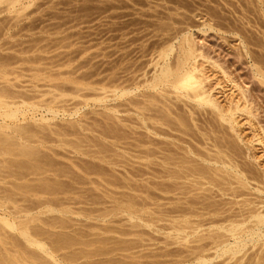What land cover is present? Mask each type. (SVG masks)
<instances>
[{"label": "rangeland", "instance_id": "374dc122", "mask_svg": "<svg viewBox=\"0 0 264 264\" xmlns=\"http://www.w3.org/2000/svg\"><path fill=\"white\" fill-rule=\"evenodd\" d=\"M262 2L264 1L262 0ZM18 4L19 5H15L12 8H6L5 4H0V65L6 71V73L0 77V87H6L8 91L10 90L12 92L9 93L13 94L12 96L14 97H18L19 95L24 96L25 99L23 100L26 102L23 103L26 104V107L32 106V103L38 104L42 100L45 101V99L49 101L55 97L56 100L57 93H62V96L59 95L61 97H58V107L55 100H52V104L55 102V111L56 108H59L57 110L59 112L61 107L66 110L64 114H62L63 112L60 110V112L56 114L58 116L57 118H55L56 116L52 115L51 112L49 116V112L45 111V104L47 102L43 104L42 101V104H34L38 107L44 105V108L42 106V108L37 107L38 110L35 109L36 112L34 113L36 116L33 113L34 115L32 117V119L35 118L34 121L31 120V117L21 120V124L24 125L25 122L28 128L35 127L38 122L42 124L43 127L41 124H37L40 125L39 128L42 127L41 129H43L38 130V132H43H41V136H45L43 139L45 142L41 143V139L43 138L41 137V139L39 138L40 144L34 145L33 143V147H35L42 156L44 155V157L47 158L50 168H52L51 170L53 171L48 170L46 173H44V171V174L42 173L43 175H38V177L32 174H28V176L25 174L26 176H23V174L22 176L25 178L21 176L22 180L15 182V184H26L27 182H24L28 180V186L32 187V190H35L33 193L38 190L37 186L34 187L37 189H33L32 186V184H39L38 181L36 182V179L42 181V179L44 180L47 178V180L51 182L54 181L52 179H56V182L59 181L61 183L59 186H62L61 190L65 188L61 181L64 182L63 184L66 183L65 185H67V183L69 185L70 182L73 184H70L71 186L67 185L69 190L68 188L66 190H68L69 193L65 191L66 194L58 193V195L55 196L54 194L61 192V190H58L59 187L57 186V182L54 190L57 189L58 191L55 190L56 193L54 192V194H52L55 196V199L54 196L53 198L49 196L51 194L46 195L44 193V195L42 193V195H39L38 193L40 192H36L35 194H38L36 196L32 191L24 196L18 193L13 186H10V184L15 185L13 181L18 180H13V178H9L10 180L5 179L7 182L3 181L5 182L4 184L0 182V187L2 186V189H10L11 192L15 193H12L14 194L12 195L14 201L17 200L14 202L16 203L15 205H17H14L15 208L21 207L22 210V208L25 209V207H27L29 210L26 208L27 212L23 211L21 214L19 212L16 213L17 209H15V211L13 210V212L10 211L14 208L9 207L10 214L5 212L7 214L4 216L3 212H0L2 213L0 214L1 218L7 217L8 219H13L12 217L16 215L14 218L20 217L22 219L23 213L26 215L23 219H28L31 216L35 218L36 216V218L38 217L37 220L39 219L41 221L36 222L35 220L31 225L34 224L43 233H48L54 237L64 235L69 237V239H77L76 241L74 240L76 243L73 241L75 244L72 246L70 245V247H64V249H51V244H48L49 241L47 242V239L45 240V238L39 237V241L44 245L45 250H47L46 252L49 254V258L52 256L51 258L56 260L55 264H118L134 263V261L137 262L134 264H141L143 262H145L143 264H152L158 261L162 262L163 260H165V262L163 261L161 264H169L170 262H172V264H189V259L192 255L191 253L189 254L188 250H190V248H192V250L196 249V247L191 246H196L198 244L189 243L190 239L193 242L194 238H202L201 236H206L207 233H200V237H197V235H200L199 233L196 234V236L191 235L193 238L188 235L185 238L187 239L188 237V243L184 240L182 242L186 244L180 242L181 240L179 241V244L186 245L185 247L179 246V244L177 245L176 242H174V239L177 237L174 239L172 237L177 234L170 230L171 221L166 223L171 219L167 218L169 214L171 215V213L168 214L167 212L172 209L178 210L176 207H179L182 203L184 204L185 200L183 199V201H180V204L176 202L178 200L175 201L176 203H173V199H179V197L175 196V198L172 196L173 198H171L170 196H180L176 194V192H186L185 197L188 199L186 201L193 198V203H196L199 198L202 199L203 196L207 197V199L216 197L215 200L212 198L211 202L217 203L216 200L218 196H216L215 190L213 191L215 187L212 186L211 189H213H210V191H213L211 194L214 193L215 196L210 195V193H208L209 190H206L208 193H206L207 196L204 195L205 193L203 194V191L202 193L201 191H196L195 186L197 184L200 183L206 186L205 180L203 183L202 178V180L198 179L199 183H190V185H194L193 187L189 185L190 192L196 191L197 197L199 194L202 195V197L199 196L198 199L194 196V192L187 196L189 192H187V190L189 188L185 190L184 184L186 182L180 179L175 180V182L177 181L181 185L182 183H180V181L184 182L183 186L179 187L180 185L177 182L175 184H177V188H182V190H173L175 194L173 191L172 193L169 192L173 189L171 187L174 184V180L172 178L169 180L166 175L169 171L172 172V168H170L172 166L167 167L168 169L166 170L164 167H162V169L159 164L161 161V153L156 152V150L157 148L161 149L159 145H163L164 143L166 144H164L165 146L160 145L163 147L162 150L165 149L164 147L171 151L174 149V151L178 152V155L177 152L175 154L173 151L174 155H172L176 157H179V154H181L179 152L184 151V148V152L191 150L193 152H188L187 154L189 156H187L190 157L189 162H193L192 166L196 164L194 167H197V165H201V167L204 165L206 167L209 163H206L207 165L204 164L195 153H201L203 157L206 155L207 149L214 152L215 147H212V144L215 143L217 148L226 156V159L231 160V163L238 169H245L249 176L254 175L257 177L259 172L262 171L264 167V3H262V5L256 0H22V2ZM182 38L190 40V44L193 43L192 45H194L193 48L197 49L195 52L198 51L197 53H201V56L196 59V62L199 70H202L201 73L205 77L203 81L205 89L209 90L213 98L218 100L217 102L224 108L231 107L235 102L240 106L239 108L241 109L233 114V129H231L228 124L221 121H212L214 117L211 116L205 108H197L190 100L171 93L168 95L165 94V106L169 109L171 117L175 116L173 114H180L183 120H186L185 123L187 126H190V128L188 126L189 131H187L186 134L190 135L184 134V136L180 133L178 134V132L175 133V131H173L174 134L173 132L170 134L171 130L166 129L168 127H164L167 130L166 132H169V135L165 132L163 136L164 128L161 126L164 125L160 123L157 124V118L154 116L159 115L157 112L160 111L161 113L166 107L164 109H162V107V110L158 108L156 110L157 112L154 110L152 111L153 113L150 111L147 113L145 124H141L146 125V122L149 121L148 116L155 118H153V122L150 123L149 121L147 123L148 126H142L138 123L139 121H137V119H141L140 115H138V112H140L138 109H140V107H138V109H136V107L140 106V104H145L149 98L146 100V97L145 101L144 97L147 95L151 96L150 94L154 92L145 87L147 86L146 80H144L145 77H147L145 74H148L146 78L148 79L152 73L151 71L155 70V63L159 62V59L155 60L158 57L157 55L162 48V50L165 49L164 47L167 44L168 46H173L174 53H177L175 49L178 50V42L181 41ZM174 53H171V61L174 58ZM2 67H0V69ZM256 69L259 70V73L261 72V76L255 75ZM135 71L137 73H135ZM112 75L114 79L111 77ZM138 76L139 78H137ZM109 77L112 78L110 79L112 81L109 80ZM140 77L142 78L140 79ZM129 80H131V82L133 81L137 88H135V84H132ZM140 81L145 83L144 87L141 86L144 83ZM112 82L119 87L124 82L125 84H123V86L125 87H123L122 91L128 88L129 91H127L130 92L131 90L132 94H127L125 96L126 98L120 97V100L118 96L112 94V97H115L112 98L110 96L112 92L110 91L109 94L106 92L110 88L108 85L109 83L112 88ZM139 82L141 83V87L139 86L138 88ZM101 84L104 87L101 86ZM100 87L104 89L100 90ZM56 88L61 91L58 92ZM105 88L106 91L103 92ZM131 88L134 91H132ZM113 90L112 88V91ZM105 93L106 95H104ZM141 93L144 94V97L143 94L141 96ZM131 95L136 96L132 97ZM152 95L156 96L157 92H154ZM50 96L52 99H50ZM20 98L21 97L16 100L18 101ZM3 99L6 101L10 100L9 97H3ZM125 99L128 100L127 105ZM122 100H124V103ZM52 104L50 101L49 105L52 106ZM111 105L117 107H112ZM133 105L137 106L134 107ZM130 106H133L135 109ZM39 110L40 113L38 112ZM115 110L120 111L115 112ZM126 110L129 111L126 112ZM135 110H138V112ZM133 111H135L136 114ZM42 112L45 115H42ZM155 112L157 114H154ZM112 113H114V115ZM151 114L154 115L151 116ZM51 115L54 116V120H52L53 118ZM105 116L107 119L104 118ZM47 118H49L50 121H47L49 120ZM69 121L72 122L71 125L73 127L68 125ZM131 121L134 122L131 123ZM106 123L109 124L110 127ZM152 123L156 125L155 127H159L160 130L162 129L163 132H160L163 134L159 133L158 128L153 130L155 127ZM44 124L49 125L47 126L48 128L44 126ZM52 124L53 126L56 125L57 128L61 127L62 129H60L64 130L63 132L65 133L62 135V131L59 128L55 130L60 131V135L58 132L54 133V129H50ZM104 124L111 129L113 128V132L117 135L121 134V137L125 136L124 138L126 139L120 138L121 140H118L116 139L118 136L115 134V141L114 137H110V139L107 137L106 139L109 140H102L101 137H99L101 131L99 128H103ZM139 124L141 127L138 126ZM105 126L104 128H106ZM142 127L151 131L149 132L148 130L147 132V130ZM98 129L99 131H96ZM116 129L119 131L116 132ZM45 130H51L54 134L48 133ZM211 130L215 131L211 133ZM41 133L39 132V134ZM150 133H152V135ZM39 134L37 133V136H40ZM177 134L182 138L179 139V137H175ZM166 135H168V137ZM170 135H175L174 137L176 140L173 139L174 137L171 138ZM203 136H206V138L208 137V139ZM139 137L142 139H139ZM111 139H113V141H110ZM58 140H60V142ZM116 141H119L118 146ZM136 141H138V143H136ZM113 142L116 143L115 146L117 147L113 146L115 144H113ZM142 142L143 144L140 145H145L144 147L139 146V143ZM156 143L160 144L158 145ZM76 144L79 147L75 146ZM152 144L157 145V147L154 145L156 147L154 149ZM133 145L136 146V148ZM75 147L80 149V154L77 153L79 151L75 150ZM138 147L139 149H137ZM144 148L145 152L150 149L149 152L147 151L145 153L143 151ZM180 148H182V150ZM98 149H100L99 152H97ZM101 150L103 155L99 154ZM153 150H155V152ZM82 152L83 154H81ZM150 152V156H153V158L148 157V153ZM165 152L164 154H166ZM156 153H158L159 157ZM143 154L147 155H144L145 159L147 157L146 160L142 159ZM153 154L157 156V159L160 158V161L157 160ZM98 155L99 157L100 155L103 157L106 156L107 159L102 157V159L105 160H99L101 157L98 159ZM187 156L185 154V157ZM108 157L112 160L109 162L111 164L108 163ZM6 160L14 162L17 158L7 156ZM145 161L146 163L150 162L146 164ZM112 162L116 163L113 164ZM156 162H158L159 166H156ZM88 166L94 169L88 170L90 168ZM208 167H210V165ZM211 167H213L212 164ZM218 167L217 165L215 168ZM54 168H57V170L54 171ZM84 168H86V171L83 170ZM173 168V171L175 170L176 173L178 171H176L177 168L174 166ZM96 169H98L97 172L95 171ZM160 169L164 171L161 173ZM10 170L13 173H18V169L14 166H11ZM93 170L96 172V176L91 174ZM89 171L91 172L89 173ZM166 171L168 172L166 173ZM98 172H100L102 177L99 176L102 179L99 178ZM85 173H87V175ZM39 176L43 178L40 179ZM206 177L211 178L215 176ZM70 178L75 179L71 181ZM79 178L84 179V181ZM8 181H11V183H8ZM78 181H81V184ZM172 181L173 183H171ZM166 184H170L171 186H169L171 188L170 190L169 187H166L169 193L165 192ZM187 185L188 184H186V186ZM203 185H201V188ZM159 186L160 188L163 186L165 191L162 190L163 187L161 188L162 191H160V189L157 188ZM176 186L174 188H176ZM208 186H210V184H207V188L203 187L202 189H209L210 187ZM1 188L0 190H2ZM177 188L176 190H179ZM107 190L112 192L113 197ZM245 193V196L242 198L246 200L249 199V201L254 200V202L258 200L256 197L259 195H257L255 191L250 189L246 190ZM20 194L22 196H20ZM106 196L111 197L109 198ZM222 197V199H218L219 205H223V200L224 202L226 201V197ZM112 199L114 200L112 201ZM127 200L128 202H132L131 209H136L138 211L140 209V212H137V214H135L136 210L132 211L135 212V215L133 217L134 219L131 218V220L128 218L129 216L126 212L118 210L120 209L118 207H121L120 205H123V207L127 206L125 205L128 204ZM219 200H222L221 203ZM229 200L227 202H229ZM238 200L240 202V197ZM233 201H235V199ZM208 202H210V200H208ZM116 203L120 205L118 206ZM170 203L175 204L173 205L175 208H173ZM225 204L227 203L225 202ZM229 205H226L227 208H231ZM236 205H234L235 209L239 208L238 206L236 207ZM114 206H117L118 209H115ZM169 207H171V209H168ZM184 207L187 208L188 205H182V207L180 205L179 208ZM131 209L129 210L131 211ZM232 209L234 210V208ZM11 212L13 214H11ZM164 212L168 215H164ZM135 216H141V222L140 219L136 220ZM196 219H198L197 221L201 220L200 218H194V221ZM164 227H169L170 229H165ZM204 228L208 229L206 225ZM167 229L170 230L169 232H173V234L170 233V238H168L169 233ZM206 229H204L205 232H207ZM5 230V232L3 230L0 232V234H2V232L3 234L5 233L3 237V234L0 235V237H2V240H4L5 237L7 241V243H5L7 245L2 244L0 240V251L5 252V247V249H13L11 242L16 241L18 249L33 256L38 260V264H51V258L48 259V256H45L42 252L27 246L20 237L17 236L16 232ZM166 233L168 234L166 235ZM181 235L180 237L177 236L181 239ZM207 237L205 238L207 239ZM179 238L176 239L177 243ZM78 239L84 245L81 242V244L79 242L77 244ZM171 239H173V241ZM84 242L89 244L85 245ZM208 242L209 241H204L198 244V247L199 245H204V243V246H206ZM101 247L103 248L101 250L107 249L108 253L103 251L105 254L97 256L91 254L95 249H100ZM187 247L188 249H186ZM210 250H207L206 253L212 256L213 252L211 254L210 252L213 250ZM72 252L78 253V256L69 261L67 257L71 255ZM88 252L90 253L88 257L82 256V253ZM179 252L180 254H178ZM184 252L187 255L184 254ZM161 253H163L165 257ZM165 254H167V257ZM64 255L68 256L64 257ZM182 255L190 258L184 259ZM175 256L178 260L176 262L174 261L176 260ZM208 257L206 256L205 258H207V260L209 258L211 259V257ZM150 258H152V260ZM245 258L246 257H243V260ZM170 259L173 260L171 261ZM182 259L187 262H184ZM215 259H211L212 261H209L207 264H217L221 262L220 259ZM148 260L150 263H147ZM191 262L193 263L192 258L190 259V264ZM52 264L54 263L52 262Z\"/></svg>", "mask_w": 264, "mask_h": 264}, {"label": "bare ground", "instance_id": "6f19581e", "mask_svg": "<svg viewBox=\"0 0 264 264\" xmlns=\"http://www.w3.org/2000/svg\"><path fill=\"white\" fill-rule=\"evenodd\" d=\"M256 1H259L261 4L262 3H264V2H262V0H256ZM264 1V0H263ZM20 2H22V0H0V4H5V6H6V8H12V7H14L15 5H19L18 3H20ZM263 5V4H262ZM262 9V8H261ZM263 10V9H262ZM264 18V17H263ZM181 40V39H180ZM190 40H188L187 38H182V40L181 41H179L178 42V46H177V48H178V50L177 49H175L176 51L175 52H177V53H174V50H173V46H171V45H169L168 46V44L164 47L165 49L164 50H160V52H159V54L156 56L157 57V59H155V60H158L159 62L158 63H155V66H156V68H155V66H154V71L152 70L151 72V75L149 76V78L148 79H146L147 77H148V74H145V75H147V77H145V79L144 80H146L145 82H146V85L147 86H145L146 88H148V89H150V90H152V91H154L155 93L157 92V95L155 96V95H152L154 92H152V94H150L151 96H145L144 97V94L143 93H141V96H142V94H143V97H144V100H145V98H146V102H145V104H140L139 102V100H138V103L140 104V106H137V105H133L134 107H136V109H138V107H140V109H138V110H140V112H138V110H135L136 112H138V115H140V117H141V119L139 120V119H137V121H139L138 123H143V124H145V118H147V113H149V111L150 112H152V111H156L158 108H162V109H164L166 106V101H165V94L166 95H168L169 93H171V94H175V95H177V96H183L184 98H186L187 100H190L191 102H193V104H194V106L195 107H199L200 109L201 108H205V110H207L208 111V113L209 114H211V116H213L214 118L212 119V121H217V122H223V123H225V124H228L229 125V127L231 128V129H233V127H232V123H233V114L237 111V110H239V109H241V108H239L240 106H238L237 105V103L235 102L234 104H232V106L230 107H227V108H224L223 106H221L220 104H219V102H217L218 100H216L215 98H213V95L210 93V91L209 90H207V89H205V87H204V85H203V81H204V79H205V77L202 75V70H199V68H198V65H197V58L198 57H200L201 55V53L199 54V53H197V52H195L197 49H195V48H193V46L194 45H192V44H190V42H189ZM168 42V41H167ZM166 43V42H165ZM243 45V44H242ZM167 47V48H166ZM159 51V50H158ZM174 53V58L172 59V61L170 60V56H171V53ZM157 62V61H156ZM0 67H2L1 65H0ZM140 69V68H139ZM143 71V70H142ZM145 71V70H144ZM148 71V70H147ZM150 72V71H149ZM6 73V71H5V69H3V67L0 69V77H2L4 74ZM135 73H137L136 71H135ZM140 73L142 74V72L140 71ZM148 73V72H147ZM133 74V73H132ZM134 75V74H133ZM137 75V74H136ZM140 75V74H139ZM255 75H257V76H261V72L259 73V70L258 69H256V71H255ZM110 76V75H109ZM132 76V75H131ZM143 76V75H142ZM203 76V77H202ZM108 77V76H107ZM111 77H113V75L111 76ZM134 77V76H133ZM144 77V76H143ZM116 78V77H115ZM130 78V77H129ZM128 78V79H129ZM137 78H139V76L137 77ZM142 77H140V79H141ZM110 79H112V78H110L109 77V80ZM113 79H114V77H113ZM121 79V78H120ZM136 79V78H135ZM116 80V79H115ZM134 80V79H133ZM105 81V80H104ZM110 81H112V80H110ZM127 81V80H126ZM138 81V80H137ZM107 82H109V81H107ZM129 82H131V80H129ZM140 82H142V81H140ZM139 82V85H138V88H139V86H140V83ZM7 83V82H6ZM102 83H104V82H102ZM111 83V82H110ZM108 84L109 85V90H107L106 91V88H105V90H103V92L104 91H106L107 92V94H109L110 93V91L112 92L111 93V97L114 95V96H118L119 98V100L121 99L120 97H125L127 94H132L131 93V90H130V92H128L129 90H128V88L125 90V91H122L123 90V87H125V86H123V84H125L124 82H123V84L121 85L122 86V88H121V86L119 87V86H116V84L115 83H113L112 82V88L114 89L113 91H112V88H111V84ZM132 84H135V83H133V81L131 82ZM136 83H138V82H136ZM142 83H144V82H142ZM8 84V83H7ZM107 84V83H106ZM106 84H105V86H106ZM115 84V85H114ZM131 84V85H132ZM119 85V84H118ZM144 85H145V83L143 84V85H141L142 87H144ZM101 86H103L102 84H101ZM130 86V85H129ZM140 86V87H141ZM104 87V86H103ZM132 87L134 88V86L132 85ZM77 88V87H76ZM76 88H75V90H76ZM101 88V87H100ZM130 88V87H129ZM135 88H137L136 87V84H135ZM134 88V89H135ZM57 90H58V88H56ZM102 89H104V88H101L100 90H102ZM111 89V90H110ZM125 89V88H124ZM132 89V88H131ZM143 89V88H142ZM141 89V90H142ZM128 90V91H127ZM61 90L59 89L58 90V92H60ZM132 91H134L133 89H132ZM144 91V90H143ZM149 91V90H148ZM9 92H11L10 90L8 91V89L6 88V87H0V182L2 183L3 181H6V180H8L9 178H13V180H18V181H13L14 182V184H15V182H19V181H21L22 180V178H25V177H23V176H28V174L29 175H36L37 177H38V175H41L44 171V173H46V171L48 172V170H51L52 168H50V165H49V161L47 160V158H45L44 157V155L42 156L39 152H38V150L35 148V147H33V143H34V145L35 144H40V139H41V137H43L41 140V143H43V142H45L43 139L45 138V136H41L42 135V131H39L41 134H39V132H38V130H43V129H41L43 126H42V124L41 123H39V124H41V126L42 127H40L39 128V126L40 125H37L36 123V125L38 126H36L35 125V127L33 126V128H28L27 126L28 125H25L26 123L24 122V125H22L21 124V120H24L25 118H29V117H31V120H35V118L34 119H32V117H33V115L35 114L34 112H36V110L35 109H37V107L38 106H36V105H38V104H45V102H47L46 104H45V106H46V110L45 111H48L49 112V116H50V112L52 113V115H55L56 117L55 118H57L58 116L56 115L57 113H59L60 112V110L63 112H61L62 114H64L65 113V110H64V108L62 109V107L60 108V110H59V112L57 111L58 109L56 108V111L54 110L55 109V107H54V104H55V102H54V104H52L53 103V101L55 100V97L52 99V97L50 98V99H52V100H47V99H45V101L44 100H42L41 102H39L38 104L37 103H32V104H30V105H32V106H30V107H26V104H24L23 102H26V101H24L23 99H25V97L24 96H22V95H19L18 97L17 96H12L13 94H11V93H9ZM100 92V91H99ZM151 92V91H150ZM149 92V93H150ZM101 93H102V91H101ZM100 94V93H99ZM103 94V93H102ZM101 94V95H102ZM113 94V95H112ZM129 94V95H130ZM145 94H146V92H145ZM14 95H15V93H14ZM58 95V96H57ZM57 95H56V105H57V107H58V103H57V101L59 100L58 99V97L60 98L61 96H62V93H57ZM59 95H61V96H59ZM104 95H106V93L104 94ZM138 95H139V93H138ZM109 96V95H108ZM132 96V95H131ZM134 97L136 96V95H133ZM132 96V97H133ZM3 97H9V101H6V100H4L3 99ZM19 97H21L20 99H21V101H20V99L17 101L16 99H18ZM23 97V98H22ZM98 97V96H97ZM100 97V96H99ZM128 97V96H127ZM132 97H130V98H132ZM142 97V98H143ZM102 98V97H101ZM106 97L104 96V99H105ZM112 98H115V97H112ZM117 98V97H116ZM126 98V97H125ZM137 98V97H136ZM27 99V98H26ZM132 99H134V98H132ZM132 99H130V100H132ZM96 100V99H95ZM99 100H100V98H99ZM98 100V101H99ZM102 100H103V98H102ZM106 100V99H105ZM129 100V101H130ZM143 100V99H142ZM50 101H51V104H52V106L51 105H49V103H50ZM101 101V100H100ZM112 101V100H111ZM124 100H122V102H123ZM125 101H126V105H127V101L128 100H126L125 99ZM21 103V104H19V103ZM97 102V101H96ZM132 102V101H131ZM18 103V104H17ZM101 103H102V101H101ZM100 103V104H101ZM119 103V102H118ZM124 103V102H123ZM143 103H144V101H143ZM24 104V105H23ZM34 104H36V105H34ZM117 104V103H116ZM23 105V106H22ZM55 105V106H56ZM129 105H131V104H129ZM25 106V107H24ZM42 106H43V108H44V105H41V107L39 106L38 108H42ZM112 106V105H111ZM114 106V105H113ZM112 106V107H113ZM133 106H130V107H133ZM114 107H117V106H114ZM120 107V106H119ZM122 107V106H121ZM127 107V106H126ZM133 107V108H134ZM128 108V107H127ZM126 108V109H127ZM135 109V108H134ZM161 109V110H162ZM167 107L165 108V110L164 111H162L161 113H160V111L159 112H157L159 115H155L154 117L155 118H157L156 120L158 121V122H156L157 124H161V125H164V126H161L162 128H166V127H168V128H166V129H169V130H171L170 131V134H171V132H173V131H175V133L176 132H178V134L180 133L181 135H190V134H186V132L187 131H189V129H188V126H187V124L185 123V121L183 120V117L179 114H173V115H175V116H170L171 114H170V112H169V109H167ZM38 110V109H37ZM42 110V109H41ZM112 110H113V108H112ZM44 111V113L46 114V112ZM117 110H115V112H116ZM118 111H120V110H118ZM117 111V112H118ZM123 111L125 112V110L123 109ZM127 111H129V110H126V112ZM135 111H133V112H135ZM148 111V112H147ZM39 113H40V110L38 111ZM47 112V113H48ZM67 112V111H66ZM111 112V111H110ZM114 112V113H115ZM122 112V111H121ZM136 112H135V114H136ZM145 112H146V114H145ZM154 113V114H157V113ZM34 113V114H33ZM43 112H42V115L44 114ZM114 113H112L113 115H114ZM153 113V112H152ZM44 114V115H45ZM111 114V115H112ZM145 114V115H144ZM153 114V115H154ZM41 115V114H40ZM51 115V116H52ZM59 115V114H58ZM150 115V114H149ZM152 114H151V116H153ZM35 116H36V114H35ZM109 116V115H108ZM107 116V117H108ZM134 116V115H133ZM144 116H146V117H144ZM41 117V116H40ZM45 117V116H44ZM54 116H52V118H53ZM149 118H148V120L150 121V123L151 122H153V118L154 117H150V116H148ZM51 118V119H52ZM55 118H53L52 120H54ZM105 119H107L106 118V116L104 117ZM115 119H117L116 117H114ZM154 118V119H155ZM44 119V118H43ZM47 119H49V118H47ZM47 119H45V120H47ZM112 119V118H111ZM118 119H119V117H118ZM135 119H136V117H135ZM104 120V119H103ZM130 120V119H129ZM134 120V119H133ZM147 120V119H146ZM152 120V121H151ZM20 121V122H19ZM42 121V120H41ZM47 121H50V119L49 120H47ZM47 121H45V122H47ZM110 121V120H109ZM149 121H147L146 122V125L148 126V122ZM211 121V122H212ZM23 122V121H22ZM44 122V123H45ZM70 122V121H69ZM68 122V125L70 126L71 125V123L72 122H70L69 123ZM103 122V121H102ZM134 121H131V123H133ZM127 123V122H126ZM154 123H155V120H154ZM50 124V123H49ZM107 124V123H106ZM138 125V126H140L141 127V125L142 126H146V125H143V124H141V125ZM109 127H110V125L109 124H107ZM123 125V124H122ZM152 125H153V123H152ZM151 125V126H152ZM227 125V126H228ZM44 126H49V125H45L44 124ZM52 126H53V124L51 125V128L50 129H54V133H56V132H60V131H58V130H55V129H58L57 128V126L56 125H54L53 126V128H52ZM72 126V125H71ZM100 126V125H99ZM103 126V125H102ZM104 126H105V124H104ZM104 126H103V128H104ZM112 126H114V125H112ZM126 126V125H125ZM124 126V127H125ZM150 126V127H151ZM154 127L156 126L155 124L153 125ZM160 126V125H159ZM55 127V128H54ZM73 127V126H72ZM106 128H99L101 131H100V135H99V137H101V139L102 140H104L105 141V139L107 138V137H109V139H110V137H114L115 136V132H113V128L111 129V128H109V127H107V126H105ZM140 127H139V129H140ZM48 128V127H47ZM61 128V127H60ZM59 128V129H60ZM116 128V127H115ZM143 128V127H142ZM156 128H158L159 129V133H162L163 131H162V129L160 130V128L159 127H155V129H153V130H156ZM163 129L164 130V134H163V136L165 135V132L167 131L166 129ZM189 128H190V126H189ZM32 129V130H31ZM35 129H37V130H35ZM45 129V128H44ZM62 129V128H61ZM60 129V130H61ZM99 129L98 130H96V131H99ZM122 129V128H121ZM120 129V130H121ZM143 129H145V128H143ZM151 129H152V127H151ZM157 129V130H158ZM212 129V128H211ZM48 130V129H47ZM47 130H45L46 132H50V133H53V132H51V130L50 131H47ZM145 130H147V132H148V130L149 129H145ZM168 130V131H169ZM37 131V132H36ZM62 131V135H63V133H65V132H63L64 130H61ZM95 131V130H94ZM117 131H119V130H117L116 129V132ZM151 130H149V132H150ZM160 131H162V132H160ZM212 131H215V130H211V133H213ZM147 132H146V134H147ZM154 132V131H153ZM208 132H209V130H208ZM207 132V133H208ZM37 133L40 135V136H37ZM53 133V134H54ZM133 133V132H132ZM156 133V132H155ZM167 133V132H166ZM169 133V132H168ZM167 133V134H168ZM210 133V132H209ZM124 134V133H123ZM151 135H152V133H150ZM158 134V133H157ZM156 134V135H157ZM161 134V135H162ZM173 134H174V132H173ZM172 134V135H173ZM178 134H177V136H175V137H179L178 136ZM43 135H45V134H43ZM56 135V134H55ZM59 135H60V133H59ZM58 134L56 135V136H59ZM117 135V134H116ZM119 135H120V137H119ZM149 135V134H148ZM169 135V134H168ZM168 135H166L167 137H168ZM184 135V136H185ZM118 137H116V139H118V140H121V139H123L124 137L122 136L121 137V134H118L117 135ZM155 136V135H154ZM165 136V137H166ZM171 136V135H170ZM174 136H171V138H173ZM207 136V135H206ZM206 136H203V137H205L206 138ZM115 137H114V141H115ZM128 137V136H127ZM173 138V139H175L176 140V138ZM40 138V139H39ZM46 138H47V136H46ZM121 138V139H120ZM141 137H139V139H140ZM180 138H182V137H179V139ZM36 141H35V140ZM100 139V138H99ZM109 139H106V140H109ZM124 139H126V138H124ZM142 139V138H141ZM146 139V138H145ZM150 139V138H149ZM154 139V138H153ZM206 139H208V137L206 138ZM39 140V141H38ZM101 140V141H102ZM137 140V139H136ZM178 140V139H177ZM38 141V142H37ZM59 142H60V140H58ZM110 141H113V139H111ZM135 141V140H134ZM144 141H146V140H144ZM152 141V140H151ZM155 141V140H154ZM157 141V140H156ZM179 141V140H178ZM181 141V140H180ZM115 142H113V144H114ZM116 143H117V146H118V143H119V141H116ZM116 143L113 145V146H115L116 145ZM121 143V142H120ZM136 143H138V141H136ZM147 143H149V142H147ZM133 144H134V142H133ZM140 144H143V142L142 143H139V146H141V147H144L145 145H140ZM156 144H158V143H156ZM160 144V143H159ZM158 144V145H159ZM165 144V143H164ZM162 145V144H160L161 146H165V145ZM100 145V144H99ZM102 145V144H101ZM112 145V144H111ZM121 145V144H120ZM123 145V144H122ZM136 145V144H135ZM150 145H151V143H150ZM153 145V144H152ZM155 145V144H154ZM153 145V148L155 149L156 147H157V145H155L154 146ZM159 145V147L161 148V149H159V148H157V150H156V152H160L161 153V155H160V153H159V155L161 156V161L159 160V159H157V156H158V153H156L157 154V156L156 155H154L155 153V150H153L152 152L154 153L153 155L156 157V159L157 160H159L160 162H159V164H160V166H161V168L162 167H164V169L166 170V169H168L167 167H169V166H172V167H170V168H172L171 170H172V172L171 171H166V173L168 172V174L166 175L168 178H169V180H171V178L174 180V184L173 185H177V184H175L176 182H175V180H178V179H180V180H183L184 182H186L185 184H184V182H181L180 181V183H182V185L181 184H179V182H177L180 186L179 187H182L183 186V184H184V189L186 190V189H188L187 190V192L190 190V187L192 186H194L193 184L194 183H197L199 180H202L203 179V183H204V180H205V185L207 186V184H210V186H208V187H210L209 189H205V188H207L206 186H204L203 184H200L199 182V184H197L195 187H196V191L197 192H200L201 191V193H202V191H203V194L204 195H206V193H207V191H208V193H210V195H214V193H212L211 194V192H213L214 190H215V194H216V196H218V199H220L222 196H224V198L226 197V203L227 204H225V202H224V200H223V202H222V204L223 205H219L218 203V199L216 200L217 201V203L216 202H211L212 201V198L215 200L216 199V197H212V198H210V199H207V197H204L203 196V198L201 199V198H199V196L200 197H202V195H198V193H197V195H198V197L196 196V191L194 192V191H192V192H194V196H196L197 198L196 199H198L199 198V200H197V202L196 203H193L194 202V200H192V199H190V197H189V201H186V200H188V199H186V192H182L181 193V191L180 190H182V188L180 189V188H177L178 186H176V188L177 189H179V190H176V188H174L175 186H173L172 185V187L170 186V184H166L167 186H165V189H166V187H171V188H173L172 190H170L171 188L169 187V192H171L172 193V191L174 190V191H180V192H176V194H179L180 196H182V197H180V196H178V195H171V194H169V195H171L170 197L171 198H173V197H179V199L178 198H176V199H173V203H178V204H180V201H183V199L185 200L184 201V204L182 203V204H180L181 205V207H182V205H184V206H186V205H188V207L187 208H179L180 207V205H179V207H176V209L178 208V210H169V212H167L168 214L169 213H171V215L169 214H167V213H165L166 211H168V210H166L163 214L164 215H168L169 217H167V218H171L170 220H168L166 223H169L170 221V228L169 227H164L165 229L166 228H169L170 230H172L175 234H177L179 237H180V235H181V239L176 235H174V236H172L173 237V239L174 238H176V239H178L179 238V240H178V243H177V241H176V239H174L175 241L174 242H176V244L178 245L179 244V241L180 242H182L183 240L186 242V243H188V237H187V239H185L186 238V236H188V235H192V236H196V234H200V233H202V232H204L205 234H206V236L205 235H203V236H205V237H207V239L205 238V237H203V236H201V234L198 236L197 235V237H202V238H198V239H193L194 241L192 242V240L190 239V242L189 243H195V244H201L202 242H207V241H209L208 242V245H207V243H206V246H204L205 245V243H204V245H199V247H198V244L195 246H191V247H196V249H193L194 250V252H193V250H192V248H190V250H192V251H190V250H188V252H189V254L191 253V255H192V259H193V263L191 262V264H207V263H209V261L211 262L212 260H214L215 258H217V259H220V261L221 262H219V263H217V264H264V248H263V246H264V167L262 168V171L261 172H259V174H258V176L256 177V176H249L248 175V173L245 171V169H238L235 165H233L232 163H231V160H228V159H226V156L217 148V146H216V144L215 143H213L212 144V147H215V150H214V152H211L210 150H208L207 149V153H209V154H207V153H205L206 155H204L203 157H202V155H201V153H198V152H196L195 154L197 155V157H200L199 159H200V161H202L204 164H206V163H209L208 164V166L210 165V167H208V166H204V165H202V167H201V165H197V167H194V165L196 166V164H194L193 166H192V163L193 162H189V158L190 157H188L189 155L187 154L188 152L189 153H191V152H193V151H191V150H189L188 152L186 151V152H184L185 151V148L183 149L184 151H181L182 150V148H180L181 150V152H179V153H181V154H179V157H176V156H173L174 154H173V152L176 154V152L177 151H174V149L171 151L170 149H167L166 147H164L165 149H163L162 150V148L163 147H161ZM75 146H77V147H79L77 144L75 145ZM106 146V145H105ZM117 146H115V147H117ZM124 146V145H123ZM129 146V145H128ZM134 146V145H133ZM98 147V146H97ZM120 147V146H119ZM135 148H136V146H134ZM133 147V148H134ZM73 148H74V145H73ZM76 148V147H75ZM99 148V147H98ZM103 148V147H102ZM137 149H139V147L137 148ZM148 149V148H147ZM146 149V150H147ZM75 150H78L79 152H77V153H79L80 154V149L79 148H76ZM99 150L100 149H98V151L97 152H99ZM106 150V149H105ZM145 150V148L143 149V151ZM150 150V149H149ZM149 150H147L148 152H149ZM163 151V153H162V151ZM146 151V152H147ZM166 151V152H165ZM140 152V151H139ZM145 152V151H144ZM143 152V153H144ZM145 152V153H146ZM164 152L166 153V154H164ZM184 153V154H183ZM212 153V154H211ZM81 154H83V152L81 153ZM99 154H101V155H103L102 154V150H101V153H99ZM149 154V156L148 157H151L150 156V154H151V152L150 153H148ZM173 154V155H172ZM185 154H186V156L188 157V161H187V157H185ZM199 154V155H198ZM100 155V157H99V155H98V159L99 160H101L102 159V157L103 156H101ZM105 155V154H104ZM120 155V154H119ZM119 155H117V156H119ZM147 156L146 154H143V158L142 159H145V156ZM177 155H178V152H177ZM182 155V156H181ZM201 155V156H200ZM7 156H13V157H15V158H17V160H15L14 162H9V161H7L6 160V157ZM121 156V155H120ZM139 157V156H138ZM137 157V158H138ZM159 157V156H158ZM103 158H105V159H107L106 158V156L105 157H103ZM109 158V157H108ZM118 158V157H117ZM136 158V159H137ZM151 158H153V156L151 157ZM104 159V160H105ZM146 159H147V157H146ZM145 159V160H146ZM155 159V158H154ZM155 159V160H156ZM103 160V159H102ZM103 160V161H104ZM141 160V159H140ZM149 160V159H148ZM107 161V160H106ZM110 161H112V160H110V158L108 159V163L110 162ZM114 162V161H113ZM112 162V163H113ZM117 162V161H116ZM115 162V163H116ZM150 162V161H149ZM149 162H147V163H149ZM115 163H113V164H115ZM145 163H146V161H145ZM146 163V164H147ZM155 163V162H154ZM202 163V164H203ZM212 164V166L213 167H211V164ZM51 164V163H50ZM109 164H111V163H109ZM156 166H159L158 165V162H156ZM207 165V164H206ZM216 165V166H215ZM217 165L219 166L218 168H215V167H217ZM11 166H14V167H16L17 169H18V173H16V172H12L11 170H10V167ZM53 166V165H52ZM51 166V167H52ZM149 166V165H148ZM155 166V167H156ZM173 166L174 167H176L175 169H176V173H175V170L173 171ZM215 166V167H214ZM88 167H90L88 170H92V169H94V168H91V166H88ZM151 167V166H150ZM157 168V167H156ZM86 168H84L83 170H85ZM163 169V168H162ZM57 170V168L55 169L54 168V171H56ZM87 170V171H88ZM180 170V171H179ZM51 171H53V170H51ZM86 171V170H85ZM96 172L98 171V169H96L95 170ZM94 170H93V172L91 173V174H94V176H96L95 175V172ZM101 171V170H100ZM160 171H161V169H160ZM162 171H164V170H162ZM162 171H161V173H162ZM91 171H89V173H90ZM154 172V171H153ZM16 173V174H15ZM43 173V174H44ZM67 173V172H66ZM88 173V172H87ZM87 173H85L86 175H87ZM88 173V174H89ZM143 173V172H142ZM156 173V172H155ZM154 173V174H155ZM24 174V175H23ZM26 174V175H25ZM42 174V175H43ZM23 175V176H22ZM41 175V176H42ZM63 175H66V174H63ZM101 176V174H100V172H98V176ZM103 175V174H102ZM157 175V174H156ZM165 175V174H164ZM215 176V177H206V176ZM21 176H22V178H21ZM41 176H39V178L40 179H42L43 177H41ZM99 176V178L100 179H102L101 177ZM161 176V175H160ZM165 176V177H166ZM154 177V176H153ZM21 178V179H20ZM104 178V177H103ZM163 178H164V176H163ZM162 178V179H163ZM167 178V179H168ZM202 178V179H201ZM213 178H215V179H213ZM216 178H218V179H216ZM6 179V180H5ZM71 179V181L73 180V179H75V178H70ZM79 179H82V178H79ZM78 179V180H79ZM156 179V178H155ZM166 179V180H167ZM199 179V180H198ZM10 180V179H9ZM51 180V179H50ZM52 180H54L53 182H51V181H48L47 180V178H45L44 180L42 179V181H39L38 179H36V182L38 181V183L39 184H37L36 183V185L34 184H32V186H33V189H37L38 188V190L36 191V192H40V193H38L39 195L41 194L42 195V193L44 194H46V195H49V194H51V195H49V196H51L52 198H53V196L55 195H58V193L60 194V193H65L66 194V192L65 191H67L68 192V190H69V187H67V185H68V183H67V185H65V184H63L64 182L63 181H61L62 182V185H64V187L65 188H63L64 190H61V188H62V186L61 187H59L60 185H61V183L59 182V181H57L58 182V185L56 184L57 182H56V179H52ZM77 180V179H76ZM83 181H84V179H82ZM87 180V179H86ZM88 180H89V178H88ZM104 180V179H103ZM186 180V181H185ZM189 180V181H188ZM82 181V182H83ZM91 181V180H90ZM93 181V180H92ZM7 182V181H6ZM11 183V181H8V183ZM27 182V183H26ZM55 182V183H54ZM76 182V181H75ZM74 182V183H75ZM80 184H81V181H78ZM106 182H108V181H106ZM188 182V183H187ZM5 182H3V184H4ZM21 183H23V182H21ZM24 183H26V184H19L18 185V183H16L15 185H11L10 184V186L12 187H14V189H16L17 191H18V193H21V194H23L24 196H25V194L27 195V193H31V191H32V193L35 191V190H32L31 188L32 187H29L28 186V180H26ZM88 183H89V181H88ZM114 183V182H113ZM112 183V184H113ZM158 183V182H157ZM166 183V182H165ZM164 183V184H165ZM171 183H173V181L171 182ZM190 183H193L192 185H190ZM71 184V182L69 183V185L68 186H71L70 185ZM76 184H77V182H76ZM108 184V183H107ZM186 184H188L187 186H186ZM58 186L59 188H58V190L60 191L61 190V192H57L56 193V191L55 190H57V189H55L54 190V188H56L55 186ZM157 185V184H156ZM189 185H190V187H189ZM201 185H203L202 186V188L203 187H205L204 189H202L201 188ZM30 186H31V183H30ZM37 186V188H34V187H36ZM110 186H112V185H110ZM113 186H114V184H113ZM151 186H155V185H151ZM158 186V185H157ZM211 186L212 187H215V189H213V191H210V189H211ZM2 187V186H1ZM0 187V188H1ZM163 187V186H162ZM161 187V188H162ZM68 188V190H66ZM158 189H160V191H162V190H164V187L162 188V190H161V188H160V186L159 187H157ZM2 189V188H1ZM11 189H13V188H11ZM200 189H202V190H200ZM211 189V190H212ZM253 190V191H255L256 193H257V195H259V196H255L256 197V199H258V200H255V202H254V200H250L249 201V199L248 200H246L245 198H242L243 196H245V192H246V190ZM57 190V191H58ZM71 190H72V188H71ZM168 189H166V193L168 192L167 191ZM199 190V191H198ZM207 190V191H206ZM63 191V192H62ZM108 191V190H107ZM163 191V192H164ZM173 191V192H174ZM206 191V192H205ZM35 192V193H36ZM54 192L56 193V194H54ZM109 192V191H108ZM168 192V193H169ZM190 192V191H189ZM188 192V194H187V196L189 195V194H193L192 192H190L189 193ZM12 193H14V192H11L10 191V189H6V188H3L2 190H0V212H3V215L4 216H6V214L7 213H9L10 214V212H9V210H10V208L9 207H13L14 209H11L10 211H12L13 212V210L15 211V209H17L16 210V213H21L22 214V212L24 211V212H27V207H25V209H23L22 208V210H21V207H18V208H15V206H17V205H15L16 203H14L15 201H17V200H15L14 201V198H13V196L12 195H14V194H12ZM35 193H33L34 195H36ZM69 193V192H68ZM71 193V192H70ZM109 193H111V196H112V192H109ZM108 193V194H109ZM207 193V194H208ZM261 194V196H260V194ZM20 194V196H22ZM37 194V195H38ZM44 194V195H45ZM52 194H54V195H52ZM106 194V193H105ZM174 194H175V192H174ZM36 195V196H37ZM114 195V194H113ZM32 196V195H31ZM55 196H54V198H55ZM111 196H106V197H111ZM173 196V197H172ZM191 196H193V195H191ZM193 196V197H194ZM207 196V195H206ZM215 196V195H214ZM113 197V196H112ZM208 197H211V196H208ZM228 197V198H227ZM232 198V199H230V198ZM240 197V202H239V200H238V198ZM23 198H25V197H23ZM36 198V197H35ZM51 198V199H52ZM169 198V197H168ZM171 198H170V200H171ZM188 198V197H187ZM223 198V197H222ZM221 198V199H222ZM241 198H242V200H241ZM36 199H39V198H36ZM56 199V198H55ZM54 199V200H55ZM195 199V198H194ZM196 199H195V201H196ZM230 199V200H229ZM235 199V201H233ZM53 200V199H52ZM51 200V201H52ZM114 199H112V201H113ZM176 200H178V201H176ZM192 200V201H191ZM201 200V201H200ZM208 200H210V202H208ZM229 200V202H227ZM232 200V201H231ZM237 200V201H236ZM47 201V200H46ZM176 201V202H175ZM190 201H191V203H193V204H191L190 203ZM200 201V202H199ZM220 201V203H221V201L222 200H219ZM48 202V201H47ZM122 202V201H121ZM127 202H128V200H127ZM127 202H125V203H127ZM170 202V201H169ZM120 203V202H119ZM117 204V203H116ZM134 205H137V204H135V203H133ZM172 206L173 205H175V204H172V203H170ZM177 204V205H178ZM186 204V205H185ZM230 204V205H229ZM236 204H238V205H236ZM11 205V206H10ZM15 205V206H14ZM118 206L120 205V204H117ZM125 205H127V206H125V207H123V205H120L121 207H118V208H120V209H118L117 208V206H114V208L115 209H118V210H121L122 212H126L127 213V215L129 216L128 218L131 220V218H133L134 217V215L135 214H137V212L139 213L140 212V209H139V211L138 210H136V209H131L132 208V202H128V204H125ZM139 205V204H138ZM170 205V206H171ZM226 205H229V207H231V208H227V206ZM234 205H236V207L238 206L239 208H236L235 209V206ZM194 206V207H193ZM223 206H224V208H223ZM232 206H234V207H232ZM123 207V208H122ZM20 208V209H19ZM27 208V209H26ZM173 208H175L174 206H173ZM232 208H234V210L232 209ZM21 211H19V210ZM30 209H33V208H30ZM129 209H131V211L129 210ZM168 209H171V207H169ZM29 210V209H28ZM50 210V209H49ZM133 210H136L135 212H132ZM232 210V211H231ZM5 212H7V213H5ZM11 212V214H13ZM15 213V214H16ZM63 213V212H62ZM135 213V214H134ZM0 214H2V213H0ZM8 214V216L10 217V215ZM143 214V213H142ZM103 215V214H102ZM139 215V214H138ZM173 215H175V216H173ZM14 216V215H13ZM21 216V215H20ZM23 218L26 216V215H24V213H23ZM148 216V215H147ZM14 217H16V215L14 216ZM14 217H12L13 219H8L7 217H2L1 218V216H0V232L3 230H5V229H7V230H11V231H13V232H16V234H17V236L18 237H20V239L23 241V243H25L27 246H30V247H33L35 250H37V251H40V252H42L45 256H48V259H50L52 256H50V258H49V254L46 252L47 250H45V247H44V245L39 241V237H42V238H45V240L47 239V242H48V244H51L50 246H51V249H64V247L65 248H67L68 246L70 247V245L72 246V245H74L76 242V240L74 241L73 239H69V237H67V236H64V235H59V236H57V237H54V236H52V235H49L48 233H43L41 230H39V228H37V226H35L34 224V226L33 225H31L32 224V222H34L35 220H36V222L38 221H41V220H37V218H36V216H35V218H34V216L32 217H29L28 219H21L20 217H18V218H14ZM165 217V216H164ZM201 217H203V218H201ZM206 217V218H205ZM27 218V217H26ZM135 218H136V220L138 219H140V222H141V216L139 217H136L135 216ZM145 218V217H144ZM192 218V219H191ZM194 218H200L201 220H199V221H197L198 219H196L195 221L196 222H198V223H196L195 221H194ZM16 219H18V220H16ZM128 219V220H129ZM134 219V218H133ZM192 221H191V220ZM194 223V224H193ZM194 225V226H193ZM205 225L207 226V228L208 229H206V228H204L205 227ZM39 227V226H38ZM201 227H203L204 229H206V231L207 232H205L204 231V229L203 228H201ZM200 229H201V232H200ZM168 230V229H167ZM170 230H168V233H166V235L168 234V236L170 235V233L171 234H173V232L171 231V232H169ZM203 230V231H202ZM6 231V230H5ZM4 231V232H5ZM2 234H3V232H2ZM2 234H0V235H2ZM5 234V233H4ZM4 234L2 235V237L4 236ZM180 234V235H179ZM191 236V238H193ZM2 237H0V240H1V242H2V244H6L7 243V241L5 240V237H4V240H2ZM16 237V236H15ZM14 237V238H15ZM167 237V236H166ZM171 237V238H172ZM183 237V238H182ZM168 238H170V236L168 237ZM207 240H205V239ZM173 239H171L172 241H173ZM204 239V240H203ZM15 240V239H14ZM43 240V239H42ZM201 240H202V242H201ZM75 243H74V242ZM84 241V240H83ZM6 242V243H5ZM15 242V243H14ZM78 242L80 243L81 241L78 239V241H77V244H78ZM174 242H172V243H174ZM185 242H182L183 244L185 243ZM82 243V242H81ZM80 243V244H81ZM85 243V242H84ZM185 243V244H186ZM83 244V243H82ZM87 243H85V245H86ZM89 244V243H88ZM87 244V245H88ZM181 245V244H179V246L181 245V246H184V245ZM7 245V244H6ZM84 245V244H83ZM188 245V244H187ZM190 245V244H189ZM4 246V245H3ZM11 246H12V248L13 249H5L4 247V250H5V252H2V251H0V264H38L39 262H38V260L37 259H35L33 256H31L30 254H28V253H24L23 251H21V250H19L18 249V246H17V243H16V241H13V242H11ZM186 246V245H185ZM184 246V247H185ZM125 247V246H124ZM206 247H208V248H206ZM182 248V247H181ZM101 249H103L102 247L100 248V249H95L91 254L92 255H95V256H97V255H101V254H105V253H103V251L105 252L106 251V253H108L107 252V249L106 250H101ZM131 249V248H130ZM184 249V248H183ZM186 249H188V247L186 248ZM213 250V251H211V250ZM207 250H210L211 252H210V254L212 253V256H209L207 253H206V251ZM249 250H251V251H249ZM178 251H179V249H178ZM82 253V256L83 257H85V256H87L88 257V255H90V253ZM167 252V251H166ZM175 252V251H174ZM187 252V253H188ZM193 252V253H192ZM207 254H205V253ZM247 252H248V254H247ZM250 252V253H249ZM73 253V254H72ZM71 253V255H64V257L65 256H68L67 257V259L70 261V260H73V259H75L78 255V253L76 254V253H74V252H72ZM165 253V252H164ZM169 253H170V251H169ZM175 253H177V252H175ZM174 253V254H175ZM202 253H204L205 254V256H204V254H202ZM208 253H209V251H208ZM70 254V253H69ZM162 255H163V253H161ZM178 254H180V252L178 253ZM184 254H186L185 252H184ZM248 256H247V255ZM166 255V257H167V254H165ZM171 255H172V252H171ZM187 255V254H186ZM153 256V255H152ZM156 256V255H155ZM164 256V255H163ZM162 256V257H163ZM169 256V255H168ZM173 256V255H172ZM183 256V255H182ZM211 257V259L209 258L208 260H207V258H205V257ZM62 257V256H61ZM135 257V256H134ZM150 257V256H149ZM148 257V258H149ZM157 257V256H156ZM155 257V258H156ZM165 257V256H164ZM171 257V256H170ZM179 257H180V255H179ZM184 257V256H183ZM182 257V258H183ZM190 257H188V256H185L184 257V259H189ZM243 257H246L244 260H243ZM154 258V257H153ZM158 258V257H157ZM157 258H156V260H157ZM160 258V257H159ZM177 257L175 256V259H176ZM190 258V259H191ZM214 258V259H213ZM151 260H152V258H150ZM173 259H174V257H173ZM173 259H170L171 261L173 260ZM179 259V258H178ZM190 259H189V264H190ZM64 260H65V258H64ZM155 260V261H156ZM161 260V259H160ZM169 260V261H170ZM183 260V259H182ZM216 260V259H215ZM50 261H52L54 264H55V262H56V260H54V259H50ZM155 261H153V262H155ZM164 262H165V260H163ZM162 261V262H163ZM175 262L176 261H178L177 259L176 260H174ZM184 262H187L186 260H183ZM182 261V262H183ZM52 262H51V264H52ZM129 262H131V261H129ZM136 261H134V263H135ZM139 262H141V261H139ZM160 262V263H159ZM161 261H158L157 263H152V261H151V263L152 264H161L162 263ZM167 262V261H166ZM183 262V263H184ZM133 262H131V263H118V264H134ZM137 263V262H136ZM143 263H145V262H143ZM143 263H141V264H143ZM147 263H150V261L148 260L147 261ZM180 263V262H179ZM164 264V263H163ZM166 264V263H165ZM169 264H172V262H170ZM210 264H212V263H210Z\"/></svg>", "mask_w": 264, "mask_h": 264}]
</instances>
